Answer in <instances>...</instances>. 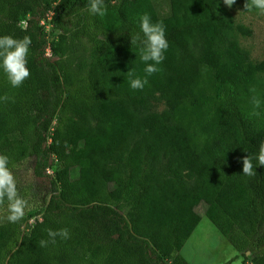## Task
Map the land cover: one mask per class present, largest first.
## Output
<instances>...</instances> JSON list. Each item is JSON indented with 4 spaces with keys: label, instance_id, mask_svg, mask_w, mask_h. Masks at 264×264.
<instances>
[{
    "label": "trees",
    "instance_id": "1",
    "mask_svg": "<svg viewBox=\"0 0 264 264\" xmlns=\"http://www.w3.org/2000/svg\"><path fill=\"white\" fill-rule=\"evenodd\" d=\"M104 2L99 16L89 0H58L59 34L48 42L39 19L49 0H0V37L32 41L19 87L0 68V154L12 170L34 157V175L52 191L30 225L0 221V264H188L179 252L200 204L233 250L264 264V166L254 159L256 175L242 172L264 142V115L251 121L233 99L251 96L264 73L238 45L249 31L220 15L221 0H168L164 16L152 0ZM145 13L163 22L169 47L162 71L133 90L127 72L146 74L130 35ZM204 70L216 89H230L207 117ZM154 101L165 108L150 110ZM64 228L69 238L52 243L47 230Z\"/></svg>",
    "mask_w": 264,
    "mask_h": 264
},
{
    "label": "rangeland",
    "instance_id": "2",
    "mask_svg": "<svg viewBox=\"0 0 264 264\" xmlns=\"http://www.w3.org/2000/svg\"><path fill=\"white\" fill-rule=\"evenodd\" d=\"M58 0H49L45 3L44 10L41 12V20L43 18L45 36L48 42L54 41L59 34L51 22L48 21L46 14L52 13V8L55 7ZM154 7L159 15L168 13V0H152ZM245 2L236 1L231 8L227 7L223 0L219 7V13L226 21L235 26H242L249 31L248 35H237L239 47L248 54L249 62L252 65L264 62V12L253 8L252 11L244 9ZM50 24V27L48 25ZM49 28V29H48ZM49 60L53 61V56L49 55ZM55 59V58H54ZM251 91V96L246 98L235 96L238 106L242 109H247L248 118L251 121L259 122V119L264 115L261 111L264 109V73L257 75V82L254 84ZM230 89L228 87L216 89L213 85L209 72H202L200 82L198 84V97L202 95L205 98L203 114L210 116L219 108H223L227 98L229 97ZM253 96L260 100V107L255 108L252 103ZM165 106L163 103L154 101L150 104V110L161 112ZM259 113L254 115L253 113ZM51 143L48 139L46 145ZM35 158L29 157L22 162L16 169L12 170L16 181L18 192L21 197L28 201V206L25 208L23 223L30 225L35 219L40 218V213L45 208L47 201L52 195L49 178L44 175L38 178L34 175ZM196 213L200 216V221L187 240L179 254L188 264H252L250 254L245 256L237 253L229 242L219 233L216 227L206 218V206L200 204L195 208ZM125 214V211H123ZM7 208L0 210V221L7 220Z\"/></svg>",
    "mask_w": 264,
    "mask_h": 264
},
{
    "label": "clouds",
    "instance_id": "3",
    "mask_svg": "<svg viewBox=\"0 0 264 264\" xmlns=\"http://www.w3.org/2000/svg\"><path fill=\"white\" fill-rule=\"evenodd\" d=\"M223 2L231 8L236 0H223ZM253 8L264 12V0H246L244 9L252 11ZM87 10L90 14L104 16L107 9L104 0H89ZM140 33L143 35L141 36ZM140 33L130 35V43L131 46L138 49L139 59L145 64L144 72L146 75L144 77L138 76L134 68L127 72L130 87L133 90H143L148 82L147 77L162 71L158 65L164 60V52L169 47L163 22L153 23L147 13L140 17ZM31 43V37L27 35L22 39H15L9 35L0 37V68L6 73L13 87H19L30 76L26 65ZM250 91L255 92V89ZM2 99L7 100L8 97L5 96ZM252 103L255 108H259L261 102L253 96ZM253 114L258 115L259 113L254 112ZM254 159L259 166H264V142L259 145L258 155L254 157L248 154L242 159L244 175H256ZM5 201H7V221L16 223L21 220L25 214V208L28 206V201L21 197L18 192L15 175L9 167V158L0 154V207L4 206ZM47 235L50 241L55 243L57 236L68 239L69 231L66 228L58 231L48 229ZM47 243L48 241L41 240L40 246L44 247Z\"/></svg>",
    "mask_w": 264,
    "mask_h": 264
},
{
    "label": "built area",
    "instance_id": "4",
    "mask_svg": "<svg viewBox=\"0 0 264 264\" xmlns=\"http://www.w3.org/2000/svg\"><path fill=\"white\" fill-rule=\"evenodd\" d=\"M52 15H53V12L49 13V14H46V16L48 17V21L49 22H51ZM39 24H40V26H43V24H44L43 18H42V20H41V18L39 19ZM21 25H22V28L24 29L26 27V21H22ZM48 27H50V24L48 25ZM49 55L51 56V51H50L49 46H47L46 49H45V56L48 58ZM52 173H53L52 169H50V168L46 169V174L47 175H52Z\"/></svg>",
    "mask_w": 264,
    "mask_h": 264
}]
</instances>
